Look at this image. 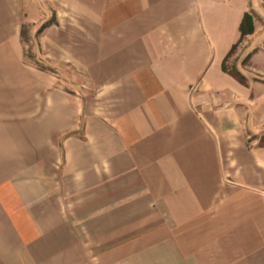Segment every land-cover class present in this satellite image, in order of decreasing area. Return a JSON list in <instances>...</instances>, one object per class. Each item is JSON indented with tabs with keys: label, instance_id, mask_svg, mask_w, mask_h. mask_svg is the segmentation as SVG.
I'll return each mask as SVG.
<instances>
[{
	"label": "crops",
	"instance_id": "crops-1",
	"mask_svg": "<svg viewBox=\"0 0 264 264\" xmlns=\"http://www.w3.org/2000/svg\"><path fill=\"white\" fill-rule=\"evenodd\" d=\"M43 3L0 0V264H264L263 0H52L51 69Z\"/></svg>",
	"mask_w": 264,
	"mask_h": 264
},
{
	"label": "rangeland",
	"instance_id": "rangeland-1",
	"mask_svg": "<svg viewBox=\"0 0 264 264\" xmlns=\"http://www.w3.org/2000/svg\"><path fill=\"white\" fill-rule=\"evenodd\" d=\"M43 17L40 21L36 22H27L23 25L22 33L23 40L25 41V55L29 62L47 69H51V62L48 60L51 58L49 55L51 49L42 41V30L45 29V26L57 19V12L54 9V6L51 5L52 0H43ZM46 15V17H44ZM46 24V25H45ZM240 60L246 61L245 55L240 52L238 53L235 50L233 53L228 56L226 60V65L230 71H235L234 67L237 62ZM59 71L61 72V77L65 84L70 81L74 83L77 87H83L84 76L79 67L76 65L69 66L67 63L60 65Z\"/></svg>",
	"mask_w": 264,
	"mask_h": 264
},
{
	"label": "trees",
	"instance_id": "trees-1",
	"mask_svg": "<svg viewBox=\"0 0 264 264\" xmlns=\"http://www.w3.org/2000/svg\"><path fill=\"white\" fill-rule=\"evenodd\" d=\"M45 25H46V24H45ZM254 29H255V25H254V16H253L252 12H250V11H246L245 14H244V16H243L242 22H241V39H242L245 35H247V34L253 32ZM241 39H240V40H241ZM238 44H239L238 42L235 43V44L233 45V47L231 48V50L229 51V53L227 54V56L225 57V60H224V62H223V67H224L225 70H228V67H227V65H226V60H227L228 56H230V54L233 53V52L236 50ZM237 75H238V74H237Z\"/></svg>",
	"mask_w": 264,
	"mask_h": 264
},
{
	"label": "built area",
	"instance_id": "built-area-1",
	"mask_svg": "<svg viewBox=\"0 0 264 264\" xmlns=\"http://www.w3.org/2000/svg\"><path fill=\"white\" fill-rule=\"evenodd\" d=\"M263 2H264V0H263Z\"/></svg>",
	"mask_w": 264,
	"mask_h": 264
}]
</instances>
